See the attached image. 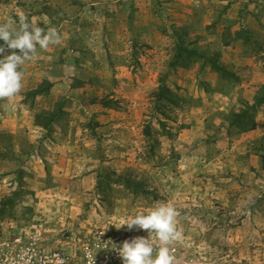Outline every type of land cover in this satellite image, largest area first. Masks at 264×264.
Listing matches in <instances>:
<instances>
[{
    "label": "rangeland",
    "instance_id": "obj_1",
    "mask_svg": "<svg viewBox=\"0 0 264 264\" xmlns=\"http://www.w3.org/2000/svg\"><path fill=\"white\" fill-rule=\"evenodd\" d=\"M20 15L61 41L0 101V248H113L166 203L173 264H264V0H0Z\"/></svg>",
    "mask_w": 264,
    "mask_h": 264
},
{
    "label": "clouds",
    "instance_id": "obj_2",
    "mask_svg": "<svg viewBox=\"0 0 264 264\" xmlns=\"http://www.w3.org/2000/svg\"><path fill=\"white\" fill-rule=\"evenodd\" d=\"M0 101H11L22 90L23 69L26 61L34 59L38 49L46 51L50 45H58L61 35L55 27L43 28L20 15L18 21L9 19L0 23ZM9 50V54H5ZM5 111L13 106L2 105ZM176 209L166 203H160L146 214L137 213L115 224L117 229L126 226V230L142 229L148 237L136 236L124 240L113 247L122 264H173L174 257L169 246L180 240L177 230ZM155 234L157 243L150 239ZM155 253V255H154Z\"/></svg>",
    "mask_w": 264,
    "mask_h": 264
},
{
    "label": "built area",
    "instance_id": "obj_3",
    "mask_svg": "<svg viewBox=\"0 0 264 264\" xmlns=\"http://www.w3.org/2000/svg\"><path fill=\"white\" fill-rule=\"evenodd\" d=\"M102 235L85 244L80 253L72 254L59 248H44L36 227L0 248V264H122L117 251Z\"/></svg>",
    "mask_w": 264,
    "mask_h": 264
}]
</instances>
